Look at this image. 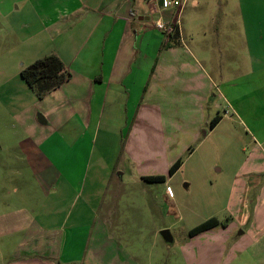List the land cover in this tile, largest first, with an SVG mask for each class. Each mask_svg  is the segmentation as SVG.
Returning a JSON list of instances; mask_svg holds the SVG:
<instances>
[{
	"label": "crops",
	"instance_id": "obj_1",
	"mask_svg": "<svg viewBox=\"0 0 264 264\" xmlns=\"http://www.w3.org/2000/svg\"><path fill=\"white\" fill-rule=\"evenodd\" d=\"M184 1L181 9H165L163 0H0V77L15 81L49 55L71 74L42 99L26 83L3 89L7 98L26 99L32 107L19 142L22 156L10 158L8 173H17L20 185L11 187L9 176L0 173V264H140L119 237L126 193L121 158L138 170L133 181L167 175L162 183L168 185L182 168L168 177L179 160L173 164V142L200 138L220 116L217 130L230 110L252 118L250 88L255 78L264 79V51L259 56V47L244 36L249 54L240 59L237 28L229 30L220 20L214 30L203 26L206 9H223L222 0ZM226 1L224 11L231 14L236 0ZM158 20L179 22L178 32L166 36L155 27ZM181 106L189 122L176 119ZM207 111L218 113L207 121ZM59 118V128L48 132ZM55 137L90 141L81 173L80 157L75 151L62 155ZM98 141L103 149L96 156ZM254 143V155L264 163V141ZM143 151H154L159 165L142 172L137 157ZM20 161L26 171L13 169ZM256 161L253 156L230 190L221 191L232 214L209 216L204 222L214 218L220 224L192 237L203 264H264V165L255 169ZM27 173L36 188L21 185ZM161 206L170 213L177 209L168 193Z\"/></svg>",
	"mask_w": 264,
	"mask_h": 264
},
{
	"label": "rangeland",
	"instance_id": "obj_2",
	"mask_svg": "<svg viewBox=\"0 0 264 264\" xmlns=\"http://www.w3.org/2000/svg\"><path fill=\"white\" fill-rule=\"evenodd\" d=\"M220 4L224 8L218 9L216 12L215 10L206 9L208 11L207 16L201 19L203 26L206 25L209 31L214 30L220 20L222 23L225 22L229 30L237 28L239 36L237 56L246 60L249 54L245 37L248 38V42L255 43L259 47L257 54L262 56L264 51V0L233 1L231 14L224 11L227 4L226 0H222ZM202 28L204 29V27ZM214 50L213 55L214 53L220 55L218 49ZM242 63L239 64L240 68ZM254 81L253 87L250 88L254 95V114L252 118L247 119L241 113L235 115V112L230 110L228 120L217 130L211 132L209 125H205L200 138L191 139L190 141L177 140L170 145L171 156L176 158L173 164L180 158H182L184 164L171 178L168 185H165V183L142 182V180L133 181L138 178V170L126 163L128 161L127 157L121 158L119 171L124 173L123 187L126 189V193L121 199L124 205L121 213L124 214L118 218L119 227L122 229L119 237L124 238V243L127 244L130 253L137 257L140 264H203L202 261H199V242L192 241L190 231L213 214L219 213L218 216L224 219L229 217L232 212L231 210L227 211V203L224 201V193L221 191L226 193L230 190L235 177L247 170L253 156L258 159L254 163L255 169L264 165L262 163L263 157L254 155V141H264V79L260 77L255 78ZM20 83H25L21 75H18L15 81L0 77V173L9 176L10 182L8 184L11 187L20 185L21 178L17 176V173L14 175L8 173L11 170L10 158L11 156H22L19 142L25 138L23 127L28 122L32 105L26 99L14 101L12 98H7L4 91L11 88V86L12 89L17 90ZM11 100L14 104L11 103ZM25 110L27 111L24 112ZM179 112L175 115L176 119L180 123L183 119L189 122L190 119L182 113V106ZM217 113L216 111L212 113L207 111V121L209 118L216 116ZM225 113V109H222L219 114L224 116ZM38 114L42 113H37L36 118L39 117ZM59 121L60 118L58 120L53 119L51 125L54 126H48L47 131L53 132L56 128H59L57 127ZM205 132H207V135ZM182 138L181 140H183ZM56 139L57 137L53 138L52 141L60 142L62 155H72V152L75 151L80 157L79 163L76 164L78 165L77 170L81 173L85 165L84 157L89 155L91 149L90 141ZM100 143L102 141H98L94 150L96 156L103 149L102 146H99ZM189 149L194 150L193 154ZM152 152L154 151L147 153L143 151L142 157H137L139 161L143 160L140 161V168L144 169L142 172H146L149 167L159 165L151 156ZM14 165L13 169L15 171H26L23 162L20 161ZM92 169H94V163ZM79 175L81 181L82 174ZM24 178L25 183H21L22 186L37 187L35 179L30 173H27ZM262 178L263 176H261ZM85 180H88L87 186L89 187L93 180L92 174L90 173ZM260 184H262L261 181ZM258 190L259 188H255L252 196ZM166 193L169 194V199H173L176 204L177 209H173L171 213L168 207L161 206V197ZM163 231L171 233L172 243L165 241L161 234ZM240 232L241 230L237 231L238 234ZM155 234L156 238H154ZM127 237H133L134 242L127 240ZM189 252H192V255ZM148 258L149 261H147Z\"/></svg>",
	"mask_w": 264,
	"mask_h": 264
},
{
	"label": "trees",
	"instance_id": "obj_3",
	"mask_svg": "<svg viewBox=\"0 0 264 264\" xmlns=\"http://www.w3.org/2000/svg\"><path fill=\"white\" fill-rule=\"evenodd\" d=\"M21 77L24 82L35 92L39 99H42L49 92L59 88L62 84L68 81L71 74L67 71L65 64L56 55H49L38 59L21 71ZM221 117H215L209 124V129L212 131L220 122ZM190 152H193L190 149ZM183 165V160L180 158L173 167L169 170L168 177H172ZM150 183H162L167 180V176L146 177L143 179ZM220 222L217 219H210L190 231V236L193 237L200 233L206 232L218 226Z\"/></svg>",
	"mask_w": 264,
	"mask_h": 264
},
{
	"label": "built area",
	"instance_id": "obj_4",
	"mask_svg": "<svg viewBox=\"0 0 264 264\" xmlns=\"http://www.w3.org/2000/svg\"><path fill=\"white\" fill-rule=\"evenodd\" d=\"M184 0H163V8L170 9H181L184 5ZM180 24L179 22L166 23L163 20H158L155 24V27L164 33L166 36L172 37L178 32Z\"/></svg>",
	"mask_w": 264,
	"mask_h": 264
},
{
	"label": "water",
	"instance_id": "obj_5",
	"mask_svg": "<svg viewBox=\"0 0 264 264\" xmlns=\"http://www.w3.org/2000/svg\"><path fill=\"white\" fill-rule=\"evenodd\" d=\"M41 120V118H40ZM42 121V120H41ZM163 238L165 239L166 242L172 243L173 242V237L169 231H163L162 233Z\"/></svg>",
	"mask_w": 264,
	"mask_h": 264
}]
</instances>
